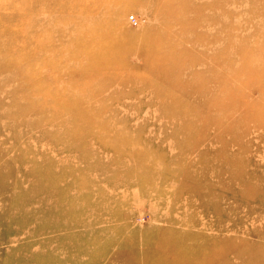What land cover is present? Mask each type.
Returning <instances> with one entry per match:
<instances>
[{"label":"rangeland","instance_id":"obj_1","mask_svg":"<svg viewBox=\"0 0 264 264\" xmlns=\"http://www.w3.org/2000/svg\"><path fill=\"white\" fill-rule=\"evenodd\" d=\"M175 3L0 0V264H264V0L204 10L221 80L183 109L147 56L170 57Z\"/></svg>","mask_w":264,"mask_h":264},{"label":"bare ground","instance_id":"obj_2","mask_svg":"<svg viewBox=\"0 0 264 264\" xmlns=\"http://www.w3.org/2000/svg\"><path fill=\"white\" fill-rule=\"evenodd\" d=\"M195 1L196 0H190V1L189 0H176V3H175L176 7H175V11L173 12V15H174L173 22L177 26L178 34H177L176 40L174 41V44L176 45L174 46L173 50H171L170 52L168 51L170 53V57H164L163 52H161L160 49H157V48H156V51H152L151 49V51H149L147 55L148 57H150L151 60L157 61L154 66L152 65L149 68V71L153 74H156V73L162 74L163 72L167 71L169 68L173 67V73H174L173 74L174 79L172 80L173 88H174V91H177L178 93L177 95L174 94L176 97L174 96L175 99L174 98L173 99L176 100L174 102L178 105V107L176 106V104L174 106H176L177 109H179V107L180 109H183L182 106L184 102L185 101L188 102L186 99V95H184L185 93L183 92L185 89H187V91L190 90V92L194 95L195 98L196 97L203 98V97H206V95L204 96V93H203L205 91V88L209 89L213 87L215 82L219 81V79L221 80L219 75H215L213 72H211L208 66V57L210 56L208 55L207 50L205 49V46L211 44L210 37L212 33L210 30H208V27L211 23H213L214 18L210 16V14L204 13V10H207V9L212 10L214 7H216L213 5L214 3H220L222 9L224 8L226 9L225 11L226 19H229L232 16H235L236 13L232 11L233 12L232 14L231 10L228 7L230 5H237L240 0H212L214 2L212 3L207 2L205 4H199V6L195 3ZM254 1L255 0H247V3H249L251 6L253 5ZM191 13L193 14V17L189 18L188 15ZM200 26L204 31H201V33H197L196 29ZM224 28L226 29V35L223 40V52H224L223 55H224V60H225L224 66L226 69L234 70L233 76L235 80L233 81L237 82L236 79L240 81L241 75L243 74L244 64L247 65V61H248L247 55L248 54L246 53L247 51L246 48L240 45V41H239L240 39L236 32L237 28L240 29V27L236 23L233 24L231 22H226L224 24ZM232 33H234L233 34L234 37L231 36ZM185 41L190 44L191 48L196 49V51L201 52V54L193 52L192 49L191 50L186 49V47H184ZM219 41H221V38ZM216 42H218V40L216 39V37H214L212 43H216ZM189 52L192 54L190 59L195 61V63L193 62L191 64L192 66L191 65L188 66V64H186L185 62L187 60L186 58ZM171 55H173V57H171ZM209 61H211V59ZM235 61H237L238 63L240 62V63L235 65L234 64ZM197 62L198 63L200 62L198 67L199 68L202 67V69L201 68L198 70L194 69L195 65L197 67V64H196ZM254 62H255L254 58L250 59V63L248 65H250L251 67L253 66ZM186 66L189 67L188 68L189 70L187 71H186ZM185 74H190L189 81H186ZM198 75L200 76L203 75L206 78H202ZM224 85L228 89L231 88V85L227 81H225ZM207 92L209 93V91ZM208 93H207V98L209 97ZM208 100L206 103H202L203 104L202 107H199L200 105L199 106L195 104L190 105L187 103L190 106L187 108V111L190 112L189 115H192V113H195L194 114L195 116L196 114H199L201 117L200 120L205 122L204 123L205 126H208L207 116H209V114L212 112L214 108L213 103L208 102ZM184 106H185L184 107L185 109L187 106L186 105ZM236 106L238 107V105ZM177 109H175L176 112H177ZM221 109L223 112L224 108L221 107ZM183 112L184 111L181 112L180 110L178 114L183 113ZM182 116H184V113ZM179 119L181 120V117ZM196 119L199 120V117H196ZM194 193L196 192H193V194ZM30 197L31 195L27 194V198H30ZM14 233H15V230L12 231V229H9L7 236H10L11 234L14 235Z\"/></svg>","mask_w":264,"mask_h":264},{"label":"built area","instance_id":"obj_3","mask_svg":"<svg viewBox=\"0 0 264 264\" xmlns=\"http://www.w3.org/2000/svg\"><path fill=\"white\" fill-rule=\"evenodd\" d=\"M128 21L133 25L136 26L137 25V20L134 16H129L128 17Z\"/></svg>","mask_w":264,"mask_h":264}]
</instances>
